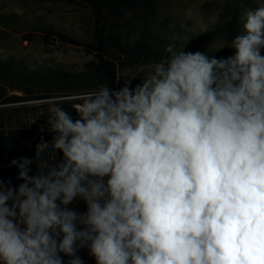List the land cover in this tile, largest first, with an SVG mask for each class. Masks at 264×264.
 Listing matches in <instances>:
<instances>
[{"label":"clouds","instance_id":"9594fccd","mask_svg":"<svg viewBox=\"0 0 264 264\" xmlns=\"http://www.w3.org/2000/svg\"><path fill=\"white\" fill-rule=\"evenodd\" d=\"M242 20L227 58L168 45L135 87L52 109L0 179V264H264V5Z\"/></svg>","mask_w":264,"mask_h":264},{"label":"trees","instance_id":"16d2710c","mask_svg":"<svg viewBox=\"0 0 264 264\" xmlns=\"http://www.w3.org/2000/svg\"><path fill=\"white\" fill-rule=\"evenodd\" d=\"M85 1L94 17L91 45L49 31L64 42L89 48L93 58L85 64L84 71L54 73L45 67H28L14 57H0V179L11 180L12 186L22 181L17 179V168L10 167V162L19 157L34 158L40 134L52 139V134L40 129L47 127L53 108L60 107L76 118L85 98L79 96L96 91L105 83L118 89L125 81H131L130 87H135L145 78L142 72L168 57V45L177 51L207 52L209 56L227 58L234 53L230 44L242 32L245 11L264 5L226 0L216 7L211 27L203 31L198 26L159 25L149 16H138L137 25L129 27L123 20L124 10L139 0ZM143 1L144 5L148 3ZM34 173L33 162L30 174Z\"/></svg>","mask_w":264,"mask_h":264},{"label":"rangeland","instance_id":"374dc122","mask_svg":"<svg viewBox=\"0 0 264 264\" xmlns=\"http://www.w3.org/2000/svg\"><path fill=\"white\" fill-rule=\"evenodd\" d=\"M146 1V5L139 0L135 6L124 10L123 20L129 27L137 25L138 16H149L159 25L198 26L207 31L215 21L216 7L226 0ZM249 1L264 3V0ZM93 24L91 6L85 0H0V57H14L28 67H45L54 73L84 71L85 64L93 58L89 48L64 42L49 31L91 45ZM149 71L150 68L142 72V76ZM83 97L86 95L79 96ZM61 255L67 264L69 257ZM77 255L84 264H96L87 248L78 250Z\"/></svg>","mask_w":264,"mask_h":264},{"label":"built area","instance_id":"2783aa9c","mask_svg":"<svg viewBox=\"0 0 264 264\" xmlns=\"http://www.w3.org/2000/svg\"><path fill=\"white\" fill-rule=\"evenodd\" d=\"M79 109V107H78ZM42 138L44 141H51V139H48L46 137H44L43 135H39V137L37 138L36 144H35V154H36V150H37V146L42 142ZM60 154H57V159H60ZM34 170L36 172L37 170V164L36 161L34 160ZM70 208H74L75 210L79 211V212H84L86 211V205L83 203V201L77 199L76 201H74L71 205H69Z\"/></svg>","mask_w":264,"mask_h":264}]
</instances>
